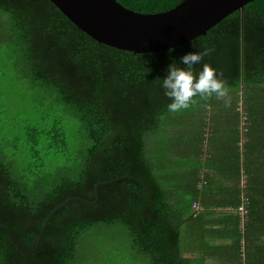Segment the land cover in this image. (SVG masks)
Instances as JSON below:
<instances>
[{
	"label": "trees",
	"instance_id": "trees-1",
	"mask_svg": "<svg viewBox=\"0 0 264 264\" xmlns=\"http://www.w3.org/2000/svg\"><path fill=\"white\" fill-rule=\"evenodd\" d=\"M116 1L151 14L183 0ZM204 48L213 51L194 71L209 64L223 72L231 106L196 97L197 105L170 113L162 87L169 66L186 67L180 58ZM172 49H114L48 0H0V76H11L0 79V225L28 251L56 209L33 254L19 252L0 229V264H70L82 234L98 226L121 228L135 263L193 262L182 257L183 230L190 249H211L217 237L233 243L228 260L264 264V0L245 6L242 22L235 11ZM206 141L207 173L198 189L183 177L197 174L190 166L197 168ZM170 154L180 156V168ZM219 164L235 179L217 181L210 171L221 173ZM167 177L179 188L165 186ZM99 182L109 183L97 186L95 201ZM242 197L248 205L241 227ZM193 202L200 203L197 215ZM225 208L214 221L222 227L204 219Z\"/></svg>",
	"mask_w": 264,
	"mask_h": 264
},
{
	"label": "water",
	"instance_id": "water-1",
	"mask_svg": "<svg viewBox=\"0 0 264 264\" xmlns=\"http://www.w3.org/2000/svg\"><path fill=\"white\" fill-rule=\"evenodd\" d=\"M48 1L94 41L114 49L144 54L169 50L205 36L209 29L235 11L240 12L242 22L244 7L255 0H183L170 10L151 14L132 11L116 0ZM107 183L95 184V201L97 186ZM52 213L44 221L35 246L28 251L16 244L9 229L2 225L0 229L7 233L19 252L33 254Z\"/></svg>",
	"mask_w": 264,
	"mask_h": 264
},
{
	"label": "clouds",
	"instance_id": "clouds-1",
	"mask_svg": "<svg viewBox=\"0 0 264 264\" xmlns=\"http://www.w3.org/2000/svg\"><path fill=\"white\" fill-rule=\"evenodd\" d=\"M171 51L174 49H170ZM212 51L213 49L204 48L196 53L185 54L180 58V62L186 66L184 68L178 67L175 62L169 66L162 87L164 95L171 100L167 106L170 113H178L197 105L199 101L196 97L200 101L215 97L223 101L224 107L231 106L230 89L227 80L223 78V72L218 74L209 64H204L198 75L194 71V65L199 64Z\"/></svg>",
	"mask_w": 264,
	"mask_h": 264
},
{
	"label": "crops",
	"instance_id": "crops-1",
	"mask_svg": "<svg viewBox=\"0 0 264 264\" xmlns=\"http://www.w3.org/2000/svg\"><path fill=\"white\" fill-rule=\"evenodd\" d=\"M208 131H209L208 132V136H209V135H211L210 134L211 131L210 130H208ZM241 132H242V129H241ZM242 146H243V141L241 140V142H239V147L242 149ZM207 147H208V141H206L205 144L203 145L204 154L201 157L200 162H196L197 168H194L193 169L190 166V170H197V174L196 175H188L186 177H183L185 179H188L189 180L188 181L189 183H191V184L195 183L196 188H198V189L201 188V186L203 184V177L207 173L206 168H205V163H206L207 159L209 158V155H208V152H207V150H208ZM242 156L240 157V159L241 158L244 159V157H242ZM169 157L174 158L176 160V162L175 161L174 162L179 165V168L183 165V163L180 161V157H177V155L170 154ZM224 157H226V156L224 155ZM222 158L223 157H221L219 159H222ZM229 158L230 157H226L223 161L225 162ZM219 159H216V160H219ZM174 162L171 161V163H172V165L174 167V170H175V167L176 166H175ZM212 165H214V163ZM219 165L220 166H223V168L221 170V173L218 172L217 170H214V169H212L210 171V173L212 172V173H214L216 175L217 181H219L220 183H223V185H225L226 184V182H224L225 181V177H227L226 181L227 180L228 181H231V180H234L235 179V178H231L230 179L229 172L231 170H229L228 167H226L224 164H219ZM155 169H156V171L161 170L162 173H163V175H165V170L162 167V165L159 164V162H156ZM178 173H179V176L178 177H181L182 178L181 172L178 171ZM242 173L243 172L241 171V174ZM167 178H169L170 181L169 182L166 181L167 183H166L165 186H169V187L173 186L175 188H179V186L176 187V185H171L172 183H175V180L173 178H171V177H167ZM227 184H229V183H227ZM241 186L243 187V184ZM209 196H211V195H208L207 197L209 198ZM197 203L200 205L199 202H197ZM210 210H211V208H210ZM227 210H228V208H225L224 210H221V209L216 210L217 211V214L209 215V216L205 217L204 219L205 220H208V221H212L214 223V227H217V226L222 227L223 226L222 223L216 224V222H214V221H217L218 219H220L221 218V214H225V212ZM218 213H221V214H218ZM210 232H212V231L209 229V231H208L207 234L209 235ZM181 236H182V239H181V244L182 245H181L180 248H183L184 249V252L182 254V257L188 258L191 261H193L190 264H239V263H241V261L243 262V259L240 256L235 261L228 260L229 259V257H228L229 254H227L225 252V250L227 248H231V246L233 245V243L231 242V240H225V241H223L221 239H218L217 237L216 238L211 237L210 238V240L212 241V243H211L212 247L210 245L211 249L205 248L203 250H200L195 245H193V247H191V249H190V244H188V242L185 241V235L183 234V230L181 231ZM244 245H245L244 239L240 240V242H239V246L240 247L239 248H240V251L242 253H243V251L245 249V246ZM188 246H189V249L190 250H187L188 249ZM214 247H218V248H214ZM232 248H233V246H232Z\"/></svg>",
	"mask_w": 264,
	"mask_h": 264
},
{
	"label": "rangeland",
	"instance_id": "rangeland-1",
	"mask_svg": "<svg viewBox=\"0 0 264 264\" xmlns=\"http://www.w3.org/2000/svg\"><path fill=\"white\" fill-rule=\"evenodd\" d=\"M3 67V60L0 59V68ZM0 79H11V76H0ZM121 232V228L109 230L98 226L83 233L70 264H144L132 261L131 252L124 247L125 235H120Z\"/></svg>",
	"mask_w": 264,
	"mask_h": 264
},
{
	"label": "built area",
	"instance_id": "built-area-1",
	"mask_svg": "<svg viewBox=\"0 0 264 264\" xmlns=\"http://www.w3.org/2000/svg\"><path fill=\"white\" fill-rule=\"evenodd\" d=\"M247 205H248V200L245 197H242L241 204L236 208V211L241 215V227L244 224L243 222L245 220V215L247 214ZM192 208L194 215H197V213L201 209L197 202H193Z\"/></svg>",
	"mask_w": 264,
	"mask_h": 264
},
{
	"label": "bare ground",
	"instance_id": "bare-ground-1",
	"mask_svg": "<svg viewBox=\"0 0 264 264\" xmlns=\"http://www.w3.org/2000/svg\"><path fill=\"white\" fill-rule=\"evenodd\" d=\"M153 195V194H152ZM37 237V236H36ZM45 249V248H44Z\"/></svg>",
	"mask_w": 264,
	"mask_h": 264
}]
</instances>
